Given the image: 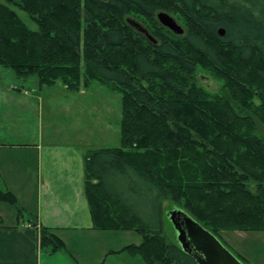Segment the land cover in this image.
Segmentation results:
<instances>
[{
    "label": "trees",
    "instance_id": "trees-1",
    "mask_svg": "<svg viewBox=\"0 0 264 264\" xmlns=\"http://www.w3.org/2000/svg\"><path fill=\"white\" fill-rule=\"evenodd\" d=\"M161 12L184 33L164 27ZM0 68L41 88L98 82L121 95V147L84 158L94 228L142 237L121 252L197 264L163 235L167 200L220 241L264 232V0H0ZM199 71L223 90L208 93ZM0 203L24 216L10 191L0 189ZM40 248L55 254L65 244L40 227Z\"/></svg>",
    "mask_w": 264,
    "mask_h": 264
},
{
    "label": "crops",
    "instance_id": "crops-1",
    "mask_svg": "<svg viewBox=\"0 0 264 264\" xmlns=\"http://www.w3.org/2000/svg\"><path fill=\"white\" fill-rule=\"evenodd\" d=\"M27 86L33 89L34 98L25 85L15 89L16 93H6H14L18 101L38 100L42 103L46 87L41 88L39 84ZM62 89L79 96H84L87 90L72 92L64 85ZM2 91L5 90L0 87V96H3ZM77 118L73 117L74 121ZM95 127L90 125L88 129L94 131L90 133L93 139L94 136L97 140L107 137L109 126L103 130ZM77 130L71 134L75 135ZM81 136L82 139L77 140L61 139L55 132L45 135L42 125L29 141H18L16 132L7 135L0 132V189L13 193L22 205L21 209L35 219L26 221L24 216L19 217L14 206L8 208L7 203H0V264H117L116 257L125 253L121 250L136 246H124L118 240L119 233L133 231L94 228L85 195L84 158L91 151L110 147H104L106 138L101 147L93 149L95 147L85 144L93 142L90 136ZM78 141L83 142L86 149ZM32 188L37 189V199L33 196L31 202H27ZM40 227L55 230L64 242L65 250L55 254L42 251Z\"/></svg>",
    "mask_w": 264,
    "mask_h": 264
},
{
    "label": "rangeland",
    "instance_id": "rangeland-1",
    "mask_svg": "<svg viewBox=\"0 0 264 264\" xmlns=\"http://www.w3.org/2000/svg\"><path fill=\"white\" fill-rule=\"evenodd\" d=\"M18 13L30 28L37 29L26 13L22 11H18ZM197 79L198 84L210 94L214 95L223 90L222 81L205 71H199ZM27 84L38 85L39 81L37 77L22 80L17 78L10 70L0 68V87L5 90L1 92L3 96H0V132L2 134L7 135L16 132L19 135L18 139H20L18 141H29L33 134L39 131V126L42 125L45 135L55 132L59 134L61 139L74 138L79 140V138L82 139L81 134L85 137L90 136L93 142L91 144L85 142V144L95 147L93 149L101 147L103 145L101 143L106 138L107 145L104 147H121L120 122L122 117V101L121 95L118 92L108 89L106 85L94 82L85 91L86 94L84 96L71 95L74 93H67L65 89H62L63 85L57 83L56 85L46 87L42 103H39L38 100L30 102L18 101L14 93L9 95L6 93H16L15 89L25 85L31 94V98H34L35 95L31 92L32 88L31 86H27ZM14 102L19 103L21 106H16ZM76 116L78 118L74 121L73 117ZM89 124L94 127L98 126L101 130L109 126L107 137H99L97 140V137L93 135V139L90 133L94 131L88 130L90 129ZM75 129L77 133L72 135L71 132L75 131ZM258 130L260 136L264 138V127L259 125ZM78 142L86 149L83 142ZM33 196L37 199V189L35 190V188H32L28 194L26 198L27 202H31V197ZM18 205L19 208L22 207L20 203ZM5 206L12 208L8 204ZM175 208L178 207L170 200L165 201L163 204V235L169 243L179 246L175 228L168 216V213ZM14 209L16 210V207ZM24 217L27 221L30 219L31 214L25 211ZM119 234L121 237L118 240L124 246L131 244L140 245L142 243V237L135 232H123ZM221 242L232 254L241 259L244 264H264V232H224ZM116 261L118 262L117 264H146L140 255L133 256L129 252L116 257Z\"/></svg>",
    "mask_w": 264,
    "mask_h": 264
},
{
    "label": "water",
    "instance_id": "water-1",
    "mask_svg": "<svg viewBox=\"0 0 264 264\" xmlns=\"http://www.w3.org/2000/svg\"><path fill=\"white\" fill-rule=\"evenodd\" d=\"M157 17L160 23L169 30L179 35L184 33L181 26L170 15L161 12ZM127 22L137 31L153 40L139 23L130 19ZM219 35L224 36V31L220 30ZM168 216L175 228L179 247L192 256L197 264H243L215 235L206 230L185 211L175 208L168 213Z\"/></svg>",
    "mask_w": 264,
    "mask_h": 264
}]
</instances>
